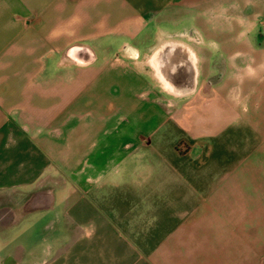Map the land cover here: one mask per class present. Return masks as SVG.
<instances>
[{
	"label": "crops",
	"instance_id": "obj_1",
	"mask_svg": "<svg viewBox=\"0 0 264 264\" xmlns=\"http://www.w3.org/2000/svg\"><path fill=\"white\" fill-rule=\"evenodd\" d=\"M0 264H264V0H0Z\"/></svg>",
	"mask_w": 264,
	"mask_h": 264
},
{
	"label": "rangeland",
	"instance_id": "obj_2",
	"mask_svg": "<svg viewBox=\"0 0 264 264\" xmlns=\"http://www.w3.org/2000/svg\"><path fill=\"white\" fill-rule=\"evenodd\" d=\"M232 30H233L232 27L218 26V27H213L212 29H209V30L203 28L202 33L207 36L209 35L210 36H219V35L223 36V35H226L227 32H230V31L232 32ZM161 62H166L165 58H161Z\"/></svg>",
	"mask_w": 264,
	"mask_h": 264
},
{
	"label": "bare ground",
	"instance_id": "obj_3",
	"mask_svg": "<svg viewBox=\"0 0 264 264\" xmlns=\"http://www.w3.org/2000/svg\"><path fill=\"white\" fill-rule=\"evenodd\" d=\"M193 51V50H192ZM159 62H161V58L159 59Z\"/></svg>",
	"mask_w": 264,
	"mask_h": 264
}]
</instances>
